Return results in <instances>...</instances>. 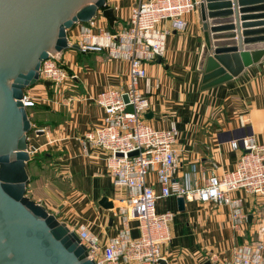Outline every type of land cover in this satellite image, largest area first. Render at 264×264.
I'll use <instances>...</instances> for the list:
<instances>
[{"label": "crops", "instance_id": "obj_1", "mask_svg": "<svg viewBox=\"0 0 264 264\" xmlns=\"http://www.w3.org/2000/svg\"><path fill=\"white\" fill-rule=\"evenodd\" d=\"M133 2L105 0L117 18L113 28L125 24ZM183 19V30L170 29L166 35L159 62L145 64L146 79L139 81L138 89L149 102L145 121L157 129L168 128L170 123L176 128L177 176L194 164V186H201L210 174L221 175L233 168L240 151L229 146L230 140L252 135L264 144V52L236 77L199 90L200 76L195 69L202 41L198 5ZM159 26L167 28L168 21H161ZM77 55L70 49L59 52V64L75 78L63 90L51 94L53 100L37 104L46 105L37 119L47 133L31 137L28 145L40 146L36 153L44 151L48 158L39 164L32 160L28 163L30 182L26 192L47 211L58 212L68 227L85 224L103 244L119 228L116 209L126 192L112 185L105 152L88 145L83 135L102 124V110L93 98L106 87L122 86L128 66L124 61L109 59L104 51ZM30 91L38 94L35 88ZM239 117L246 121L244 126ZM46 141L50 143L40 145ZM146 181L155 186L154 174L149 173ZM231 196L242 199L246 216L238 233L228 226L226 208L184 201L183 210L178 211L176 198L157 200V205L155 202L156 213L173 215L170 242L160 247L166 264H209V258L229 261L234 245L258 240L257 227L264 226V197L242 190ZM101 197L112 204L111 210L97 205ZM129 227L131 237H135L136 222L131 221ZM259 239L264 256V233Z\"/></svg>", "mask_w": 264, "mask_h": 264}, {"label": "built area", "instance_id": "obj_2", "mask_svg": "<svg viewBox=\"0 0 264 264\" xmlns=\"http://www.w3.org/2000/svg\"><path fill=\"white\" fill-rule=\"evenodd\" d=\"M200 0H134L128 8L125 24L118 29H109L103 17H91L86 22H77L65 31L67 49L87 52L104 51L109 59L127 63V79L122 86L106 87L96 94L93 101L102 110L101 126L87 131L83 138L93 148L105 152L104 162L112 185L125 190V198L117 207L119 228L100 244L85 224L68 227L78 237L94 264H157L165 259L160 247L170 242L169 226L173 215L170 212L156 213L155 202L167 198H182L198 201L219 208H226V221L234 233L245 223L242 199L232 197L236 190L264 197V144L252 135L232 139L229 146L240 151L232 169L221 175L210 174L201 186H194L196 168L190 164L187 172L177 176L179 164L174 148L176 128L157 129L145 121L149 108L147 97L138 89L140 80L146 79L145 64L161 57L165 38L170 29L183 30L184 15L192 12ZM114 9V8H112ZM167 20L168 27L159 26ZM76 45L77 49H73ZM59 53L48 55L40 62L36 83L41 85L38 94L30 87L22 92L20 102L31 108L53 100L47 90L55 95L66 83L75 78L59 64ZM48 81L49 85H43ZM126 96V101L123 100ZM51 98V99H50ZM131 107V111L125 108ZM241 126L246 124L238 119ZM31 126H33L31 124ZM45 127H37L26 136L28 154L40 146L28 145L31 137L46 134ZM48 141L42 145H47ZM136 151L134 155H128ZM154 174L155 186L146 181ZM203 178V177H202ZM136 222L137 235L131 237L129 223ZM264 226L256 230L257 241L233 246L229 261L209 264H264L260 236Z\"/></svg>", "mask_w": 264, "mask_h": 264}, {"label": "water", "instance_id": "obj_3", "mask_svg": "<svg viewBox=\"0 0 264 264\" xmlns=\"http://www.w3.org/2000/svg\"><path fill=\"white\" fill-rule=\"evenodd\" d=\"M98 11L113 28L117 18L105 0H0V264H94L73 231L25 196L32 129L20 98L36 83L40 62L67 49L65 31ZM198 16L199 90L236 77L263 54L264 0H200ZM175 202L182 211L183 199ZM97 205L112 209L106 197Z\"/></svg>", "mask_w": 264, "mask_h": 264}, {"label": "rangeland", "instance_id": "obj_4", "mask_svg": "<svg viewBox=\"0 0 264 264\" xmlns=\"http://www.w3.org/2000/svg\"><path fill=\"white\" fill-rule=\"evenodd\" d=\"M99 16V13H97V17ZM114 29V28H113ZM33 88H35V89H37L38 91H39V89L41 88V85L40 84H38V83H34L32 86H30V89H33ZM38 91H35V92H38ZM46 106V105H45ZM42 109H45V108H42ZM40 111H41V108H26V112H27V114H28V118H29V121H30V123L33 125V126H31V129L33 130V129H35V128H39L41 125H42V121H39L37 118L40 116ZM32 130L30 131V133H31V135H32ZM30 155V154H29ZM30 161H27V167H25L26 168V170L28 171L29 169H28V163H29ZM27 175H28V173H27ZM30 181H29V177H28V181H27V183H26V185H25V196L27 197L28 196V192H26V188H27V185H28V183H29ZM29 198V197H28ZM30 199V198H29ZM160 201H157L156 202V205L159 203ZM36 203V202H35ZM38 204V203H37ZM46 210V209H45ZM47 211V210H46ZM49 214H51V215H53L54 217H55V219L58 221V222H61V223H64V219H62V216L60 217V214L57 212V213H55L54 211H47ZM65 224V223H64ZM66 225V224H65ZM67 226V225H66ZM68 227V226H67Z\"/></svg>", "mask_w": 264, "mask_h": 264}, {"label": "trees", "instance_id": "obj_5", "mask_svg": "<svg viewBox=\"0 0 264 264\" xmlns=\"http://www.w3.org/2000/svg\"><path fill=\"white\" fill-rule=\"evenodd\" d=\"M109 29H113V28H109ZM77 54L78 55H83V54H85V52H78L77 51ZM77 55V56H78ZM47 94L49 95V96H51V90L50 89H48L47 90ZM45 107V105H35V106H33V107H31V108H44ZM38 152V151H37ZM48 158V154L46 153V152H44V151H42V152H39V153H34L33 154V156L32 157H30V160L29 161H34L35 163H40V161H42V160H44V159H47ZM27 165V164H26ZM26 165H25V167H26Z\"/></svg>", "mask_w": 264, "mask_h": 264}]
</instances>
